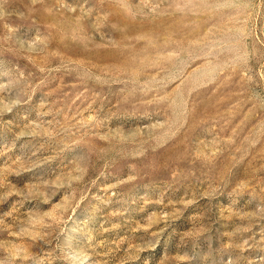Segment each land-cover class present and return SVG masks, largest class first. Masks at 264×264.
<instances>
[{"label": "rangeland", "instance_id": "1", "mask_svg": "<svg viewBox=\"0 0 264 264\" xmlns=\"http://www.w3.org/2000/svg\"><path fill=\"white\" fill-rule=\"evenodd\" d=\"M0 264H264V0H0Z\"/></svg>", "mask_w": 264, "mask_h": 264}]
</instances>
